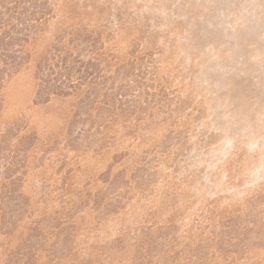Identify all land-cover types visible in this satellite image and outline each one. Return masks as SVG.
<instances>
[{
    "label": "rangeland",
    "instance_id": "1",
    "mask_svg": "<svg viewBox=\"0 0 264 264\" xmlns=\"http://www.w3.org/2000/svg\"><path fill=\"white\" fill-rule=\"evenodd\" d=\"M4 46L0 264H264V0H0Z\"/></svg>",
    "mask_w": 264,
    "mask_h": 264
},
{
    "label": "trees",
    "instance_id": "2",
    "mask_svg": "<svg viewBox=\"0 0 264 264\" xmlns=\"http://www.w3.org/2000/svg\"><path fill=\"white\" fill-rule=\"evenodd\" d=\"M9 50L7 47L4 46V48L1 50L0 49V65L2 66L0 68V72L4 71L5 69L8 68V65L10 64L11 68H19L20 65H16L15 61H12L11 63L8 61L7 56L9 55ZM3 68V69H2ZM44 75V74H43ZM2 80L0 78V86H1Z\"/></svg>",
    "mask_w": 264,
    "mask_h": 264
}]
</instances>
